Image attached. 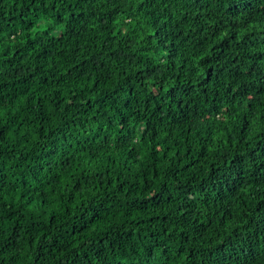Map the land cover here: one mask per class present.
Returning a JSON list of instances; mask_svg holds the SVG:
<instances>
[{"label":"trees","instance_id":"trees-1","mask_svg":"<svg viewBox=\"0 0 264 264\" xmlns=\"http://www.w3.org/2000/svg\"><path fill=\"white\" fill-rule=\"evenodd\" d=\"M0 264H264V0H0Z\"/></svg>","mask_w":264,"mask_h":264}]
</instances>
